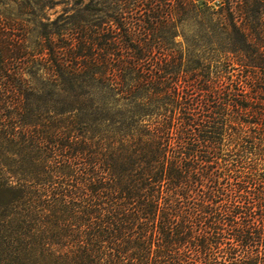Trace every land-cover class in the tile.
Masks as SVG:
<instances>
[{
  "label": "trees",
  "instance_id": "16d2710c",
  "mask_svg": "<svg viewBox=\"0 0 264 264\" xmlns=\"http://www.w3.org/2000/svg\"><path fill=\"white\" fill-rule=\"evenodd\" d=\"M70 2L0 0V264H264V0Z\"/></svg>",
  "mask_w": 264,
  "mask_h": 264
},
{
  "label": "rangeland",
  "instance_id": "374dc122",
  "mask_svg": "<svg viewBox=\"0 0 264 264\" xmlns=\"http://www.w3.org/2000/svg\"><path fill=\"white\" fill-rule=\"evenodd\" d=\"M42 5H34L33 9L35 13L36 19H42L44 22L48 23L54 20L59 14H62L64 11H67L71 7L70 0H41ZM40 7V8H39ZM9 11L11 13H17L18 7L14 4H10ZM69 14L66 13L65 15ZM24 18V17H23ZM37 42L36 33H32V35L29 37L27 44L25 46H28L26 48L25 52L27 54H36L35 50V44Z\"/></svg>",
  "mask_w": 264,
  "mask_h": 264
}]
</instances>
